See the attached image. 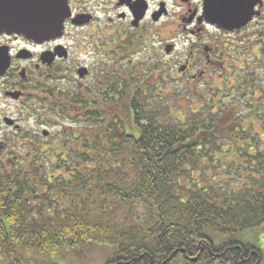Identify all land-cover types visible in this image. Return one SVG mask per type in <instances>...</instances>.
<instances>
[{"label": "trees", "instance_id": "trees-1", "mask_svg": "<svg viewBox=\"0 0 264 264\" xmlns=\"http://www.w3.org/2000/svg\"><path fill=\"white\" fill-rule=\"evenodd\" d=\"M256 61L224 94L230 106L211 98L180 119L168 105L174 93L129 79L124 103L102 115L90 105L76 139L61 136L59 165L0 163V264H59L53 255L76 264L97 246L103 264H261L240 240L264 223V58ZM228 144L238 161L224 164Z\"/></svg>", "mask_w": 264, "mask_h": 264}, {"label": "flooded vegetation", "instance_id": "flooded-vegetation-1", "mask_svg": "<svg viewBox=\"0 0 264 264\" xmlns=\"http://www.w3.org/2000/svg\"><path fill=\"white\" fill-rule=\"evenodd\" d=\"M21 1L0 0V13ZM240 1L247 11L249 1ZM60 2L66 15L49 37L0 30V163L7 167L43 162L54 127L59 136L48 150L62 146L65 131L76 139L90 105L102 115L110 103H124L127 80L136 84L143 67L156 69L158 50L163 57L186 56L167 75L169 82L176 77L182 87L198 86L213 69L234 62L231 57L253 55L264 39V0L244 24L229 29L206 18L207 6L220 0Z\"/></svg>", "mask_w": 264, "mask_h": 264}, {"label": "rangeland", "instance_id": "rangeland-1", "mask_svg": "<svg viewBox=\"0 0 264 264\" xmlns=\"http://www.w3.org/2000/svg\"><path fill=\"white\" fill-rule=\"evenodd\" d=\"M259 43H261L260 50L263 51L264 41H259ZM254 53L255 56L251 58L240 54L238 55L239 60L237 61L235 60L234 62H229V60H227L226 64H222L223 67H221V69L216 68L213 69L212 71L210 70L211 72L209 71L210 73H208L205 78L201 79L200 81H197L196 84H198V86L187 85V89H184L182 88V86H180L181 83H177L176 77L174 78L173 82H169L167 75L169 74L170 71L173 72L176 71V66L178 67V61L186 58V56L176 54L170 57H163L164 55H162L160 53V50H158L157 56L159 58V62L156 66L157 68L154 69L152 67H145V68L143 67L142 68L143 70L141 72L142 75L141 79H145L146 84H148L149 86L153 88L157 87L159 89V92H161V94L164 96H167V94L170 93H174L175 96L172 100L168 102V105L174 108L175 110L174 115L182 119V117L186 115V113L188 112L187 110L190 105L192 110L199 109L202 106V104L205 103L206 100L209 99L210 101L211 98H214L215 104H219V102L225 100L228 102L230 106L231 101L229 97L224 98V94L227 93L226 97L231 95L230 91L233 88L234 84L236 83V77H238V75L241 74L244 75V73L248 71L247 67L245 66L247 62L248 64H250L253 59V64H254V62H257L256 61L257 59L261 60L264 58L262 54H259L256 51H254ZM228 63H232L231 65L233 66L231 68H228L227 66L229 65ZM167 65L168 67H172V70L167 69L166 68ZM251 66L252 64L250 65V67ZM258 67L261 68L259 65ZM249 71L251 72V74L252 73L254 74V69H251ZM256 71L258 74H264V71L262 69H256ZM174 83H177L179 85L181 91L176 92L177 90H175V87H173V85H175ZM220 98L222 99L220 100ZM49 119L51 121H57L56 119H53L51 117H49ZM244 127L249 128L255 133L261 132L259 123L253 122V120H249L248 122L244 123ZM76 128L77 129L79 128L78 124L76 125ZM50 132L54 134V136L53 138L50 139L49 143L46 144L45 152L41 154V157L44 161L48 163L50 162L59 165L61 159L65 160L67 158L62 155L63 153L62 147L48 150L49 147L52 148L53 145H51V143L53 142V140H55V138L59 136V130L56 127L50 129ZM70 134L71 132L65 131V134L63 135L61 134V136L69 137ZM62 142L60 141V143ZM230 148L234 149V145L231 147V145L228 144L226 150L229 149V152L219 155V158L221 160L219 161L221 163L225 164L229 161H235V162L238 161L236 155L230 151ZM0 162H2V157H0ZM218 181L221 180L219 179ZM240 238H241L240 240L254 245L261 252V256H262L261 264H264V223L258 227H254L253 229L245 231ZM97 247L99 248H96L91 252L86 251L87 253L85 252L82 257H78L74 255V258L72 260L76 264H103L107 257V253L104 252L105 246H97ZM102 249L104 250L101 251ZM52 259H54V261L59 264H69L68 262H65L64 259H62V257L60 256L58 257L57 255H53Z\"/></svg>", "mask_w": 264, "mask_h": 264}, {"label": "water", "instance_id": "water-1", "mask_svg": "<svg viewBox=\"0 0 264 264\" xmlns=\"http://www.w3.org/2000/svg\"><path fill=\"white\" fill-rule=\"evenodd\" d=\"M248 1L246 11V2L243 4L240 0H220V3L207 6L206 18L224 29L236 26L239 20L244 24L251 15L252 7L258 3V0H254L251 5V0ZM5 10L6 12L0 13V30L24 34L35 40L53 35L60 29L66 15L65 5L60 0H23ZM222 11L224 14H221Z\"/></svg>", "mask_w": 264, "mask_h": 264}]
</instances>
